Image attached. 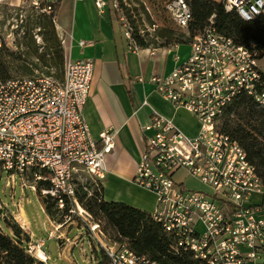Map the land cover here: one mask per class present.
<instances>
[{
  "label": "built area",
  "instance_id": "1",
  "mask_svg": "<svg viewBox=\"0 0 264 264\" xmlns=\"http://www.w3.org/2000/svg\"><path fill=\"white\" fill-rule=\"evenodd\" d=\"M47 1L42 8L34 3L39 15H53L54 2ZM111 1L129 50L140 52L132 21L118 0ZM208 1L246 23L264 20V0ZM105 6V0H96L99 11ZM165 11L189 37L194 16L187 0H169ZM60 42L64 47L66 42ZM183 46L191 54L184 60L176 55L177 67L166 77L154 66L151 82L159 96L195 118L199 133L189 137L173 121L152 115L142 127L144 153L134 183L155 195L157 208L152 216L170 238L173 254H190L203 264H264V185L244 149L222 131L229 107L241 97L264 107L261 60L257 53L219 34L214 17L189 46ZM93 78L94 65L80 60L65 61L61 80L35 71L29 77L0 81V185L5 182L2 194L8 197L9 190L13 207L0 197V213H25V204L32 203L29 193L39 201L57 200L62 210L66 200L78 205V195L91 197L94 188L102 187L106 160L117 149V130L104 129L99 138L90 133L84 110ZM181 171L206 189L194 191L178 184L175 177ZM83 214L86 232L73 242L60 238L80 245L85 264H158L112 242L100 224ZM39 252L44 258H38V253L36 257L49 264L51 257L40 247ZM27 253L33 257L32 251ZM70 263L78 264L73 255Z\"/></svg>",
  "mask_w": 264,
  "mask_h": 264
},
{
  "label": "crops",
  "instance_id": "2",
  "mask_svg": "<svg viewBox=\"0 0 264 264\" xmlns=\"http://www.w3.org/2000/svg\"><path fill=\"white\" fill-rule=\"evenodd\" d=\"M105 1L103 11H99L96 0H52L59 2L55 26L60 40L66 42L65 61L84 60L94 65L90 97L84 110L91 135L99 138L104 129L117 130L116 152L106 160L103 200L152 215L157 208L155 195L134 183L144 153L142 127L156 114L173 121L189 137L199 133V125L188 111L176 108L156 93L151 82L152 68L158 66V74L166 77L177 67L175 56L184 60L191 50L180 46L130 51L117 19L118 12L111 0ZM80 42L86 46L80 47ZM263 64L264 60L260 62L264 74ZM16 214L22 213L13 216Z\"/></svg>",
  "mask_w": 264,
  "mask_h": 264
},
{
  "label": "trees",
  "instance_id": "3",
  "mask_svg": "<svg viewBox=\"0 0 264 264\" xmlns=\"http://www.w3.org/2000/svg\"><path fill=\"white\" fill-rule=\"evenodd\" d=\"M187 2L194 20L189 30V37L186 39L184 35L170 27L172 22L166 18L164 12L162 13L163 7L155 5L156 20L162 26V29L156 31L157 38L163 41L161 49L175 45L189 46L193 38L201 34L209 25L210 19L214 17V27L219 34L232 38L237 45L257 53L260 60L264 59V20L246 23L236 13H228L223 7L214 6L208 0H187ZM47 4L48 1H42L40 7ZM52 8L53 15L36 14L35 20L29 22V30L17 43V52L11 51L5 45L2 47L0 81L8 80L13 74L20 72L32 76L35 71L41 70L40 65L47 69L45 73L47 76L55 77L56 73L51 71L55 69L58 72L56 78L62 79L65 53L58 41L54 23L59 2L52 4ZM34 30H39L38 35L44 47L37 44ZM137 44L141 49L149 48L144 39L137 38ZM34 59L37 65L32 62ZM15 64L19 67H15ZM261 83L264 89V74ZM222 131L244 149L248 161L256 168L258 177L264 185V107L248 97H241L229 107ZM93 191L91 197L86 194L78 195L77 202L96 223L100 224L104 235L112 242L126 245L135 255L147 257L158 264H203L194 260L190 254H173L170 238L151 214L123 204L106 203L103 200L102 187L94 188ZM49 202L53 204L50 205ZM69 204L73 203L66 200L64 209L60 210L57 200L46 199V216L50 220H55L57 213H71ZM13 231L14 238H10L0 229V264H42L36 263L32 256L26 253V249L22 246L20 229L16 228Z\"/></svg>",
  "mask_w": 264,
  "mask_h": 264
},
{
  "label": "rangeland",
  "instance_id": "4",
  "mask_svg": "<svg viewBox=\"0 0 264 264\" xmlns=\"http://www.w3.org/2000/svg\"><path fill=\"white\" fill-rule=\"evenodd\" d=\"M118 1L120 7L124 12V15L130 21H132V24L135 27L136 36L146 41V44L149 47L148 50H164L161 49L163 47V41L160 38H157L158 32L156 31L162 29V26L156 20L157 16L154 9L157 8V6L155 5L163 7L162 13L164 12L163 14L170 21L164 9L169 0ZM37 2L40 4L42 0H11L0 5V37L3 41V46L5 45L6 48L10 49L13 52L18 51L17 43L21 41L24 33L29 30V22L34 21V18L38 15L36 7L33 6L34 3ZM117 19L120 22L119 14L117 15ZM22 21L24 23H22ZM152 24L156 25L153 26ZM170 27H172L177 33L184 35L185 39L188 38V36L179 31L173 23L170 24ZM38 33L39 30H34V36L37 44L44 47L45 45L41 40V37H39ZM56 33L58 41L60 42V36L57 29ZM39 39L41 41H39ZM172 47L173 46H169L165 49H170ZM20 49L22 51L24 50L23 48ZM185 51L187 52V50ZM41 53L42 50L40 54ZM32 62L37 65V61L35 59L32 60ZM14 66L19 67L17 64H15ZM39 68H41V70L38 71L40 74L46 73L47 69L42 65H40ZM51 71H54L56 73L55 78L58 77V72L55 69ZM23 77H29V75H25L22 72L15 73L10 79ZM188 126L190 128H193L191 124H188ZM175 181L178 184L183 183L189 190L203 191L206 189L199 183V181L189 177L184 171H181L176 175ZM45 186L49 187L48 184H46ZM4 188L5 182L3 181L0 185V197L2 199V202L8 204L10 206V209L13 210L12 202L9 199V190L6 189L8 197H5L2 194ZM28 197L32 203L25 204L24 210L26 214H16V216L14 217L13 213H0L1 232L10 238H14L13 230L16 228L20 229L22 233L21 239L23 240L22 246L26 249V253L29 251L33 252L32 258L36 261V263L45 264L36 257V253L39 252L40 247L48 257H51L52 260L49 262V264H71L70 262L72 261V255L75 262H77L78 264H85L83 262V254L81 252L80 245L75 247L71 243L69 244L67 243V241L61 240L60 237L65 236L66 239L73 242L75 240V237L79 236L81 233H85L88 224L84 222L82 217L85 216L83 213H87V211L79 204H69L71 213H57L55 216V220L51 219L54 227L62 225V228L56 231L52 224L47 223L48 218L45 215L47 213L46 200L40 199L39 201L38 198L31 193L28 194ZM20 198L21 192L18 188L16 192V200L18 201ZM49 204L52 205L53 203L49 202ZM43 225H46L45 229L43 228ZM85 246L88 250L87 243L85 244ZM27 254L29 255V253Z\"/></svg>",
  "mask_w": 264,
  "mask_h": 264
},
{
  "label": "bare ground",
  "instance_id": "5",
  "mask_svg": "<svg viewBox=\"0 0 264 264\" xmlns=\"http://www.w3.org/2000/svg\"><path fill=\"white\" fill-rule=\"evenodd\" d=\"M9 1H11V0H0V5L4 4L6 2H9ZM37 257L42 258V259L44 258L43 254L41 252H38Z\"/></svg>",
  "mask_w": 264,
  "mask_h": 264
},
{
  "label": "clouds",
  "instance_id": "6",
  "mask_svg": "<svg viewBox=\"0 0 264 264\" xmlns=\"http://www.w3.org/2000/svg\"><path fill=\"white\" fill-rule=\"evenodd\" d=\"M227 10H230V9H227Z\"/></svg>",
  "mask_w": 264,
  "mask_h": 264
}]
</instances>
